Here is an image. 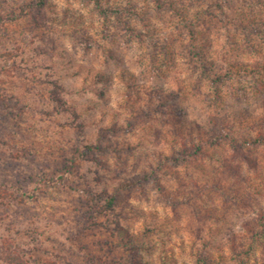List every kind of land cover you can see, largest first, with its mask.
<instances>
[{"label":"clouds","instance_id":"1","mask_svg":"<svg viewBox=\"0 0 264 264\" xmlns=\"http://www.w3.org/2000/svg\"><path fill=\"white\" fill-rule=\"evenodd\" d=\"M0 264H264V0H0Z\"/></svg>","mask_w":264,"mask_h":264}]
</instances>
